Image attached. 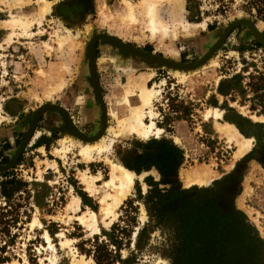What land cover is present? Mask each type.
<instances>
[{"label": "rangeland", "instance_id": "obj_1", "mask_svg": "<svg viewBox=\"0 0 264 264\" xmlns=\"http://www.w3.org/2000/svg\"><path fill=\"white\" fill-rule=\"evenodd\" d=\"M67 1L77 0H0V165H8L0 172L12 170L25 182L12 198V209L7 207L10 212L3 225L8 233H0V264H74L77 260L94 264L85 252L93 238L102 239L103 230L114 222L126 223V218L131 219L132 232L113 264H170V258L161 255L167 246L165 230L151 232L150 246L134 247L136 230L148 219L142 199L148 189L144 178L159 181V171L155 167L138 174L132 170L133 183L117 203L113 201L116 187L104 183L112 162L123 165L121 158L133 143L150 138L170 140L182 151L181 162L176 165L172 159L160 187L167 186L175 168L183 188L207 186L237 171L241 190L235 206L264 241L260 163L264 155L258 152L264 148L256 147L254 136L243 135L225 119L221 105L226 101L235 112L263 127L264 114L249 109V91L245 96L234 91L226 97L217 92L221 80L240 74L244 83L249 72L262 69L264 45L255 33L264 39V16L247 6V0H224L222 7L216 0H198L197 18L189 16L186 0L179 6L175 0H147L153 2L156 29L152 31L143 0H78V10L63 6ZM129 49L184 65L178 67L184 73L175 75L171 67L141 60L111 58L116 53L134 54ZM199 60L202 64L195 66ZM140 74L149 75L145 85L156 90L142 120H153L160 130L153 128L145 137L114 135L117 118L126 112L125 103L139 101L138 87L132 85ZM224 122L251 138L249 149L241 155H234L236 142L221 130ZM101 137L106 148L89 155L79 152V142L94 143ZM194 169L207 171L209 180L186 185L185 174ZM128 199L133 208L126 212ZM4 205L0 195V208ZM88 211L95 213L92 228L79 218ZM129 258L133 261H126Z\"/></svg>", "mask_w": 264, "mask_h": 264}, {"label": "trees", "instance_id": "obj_2", "mask_svg": "<svg viewBox=\"0 0 264 264\" xmlns=\"http://www.w3.org/2000/svg\"><path fill=\"white\" fill-rule=\"evenodd\" d=\"M216 1L218 7L223 6L224 0ZM246 4L254 7L261 17L264 16V0H247ZM197 5L198 0H186V8L192 18L198 17ZM255 45L258 46L257 43ZM240 79V74H234L221 80L217 92L226 97L234 91L245 96L249 91V109L264 114V64L262 69L249 72L244 83ZM211 102L215 105L216 100ZM221 108L226 110L223 115L225 119L235 124L243 135L254 136L256 147L264 148L263 123L252 122L235 112L226 101ZM229 111L233 113L232 116ZM258 152L264 155L262 150ZM173 158L178 165L182 160V151L165 138L135 141L128 154L121 158L123 165L137 174L155 167L161 175L159 181H154L151 176L144 178L148 189L142 199L148 219L136 230L134 247L141 250L150 246V234L158 228L167 234V246L161 255L169 257L170 264H264V241L234 203L235 196L241 190V175L231 171L213 180L210 185L183 188L175 168L167 186L160 187V183L165 184L161 180H164L163 175L168 172ZM260 163L264 167V160ZM0 176V195L5 202V207L0 208V233L4 236L8 229L3 223L10 212L9 208L13 207L12 198L25 182L14 176L12 170L0 172ZM84 197L81 196V199L84 200ZM126 204H129L125 209L127 212L133 206L130 199ZM125 221L124 224L114 222L108 230H103L102 239L93 238L85 252L91 256L94 264H113L114 260L120 259L119 249L123 244H128L133 225L130 224L131 219L126 218ZM2 248L0 246V250ZM126 261H133V258Z\"/></svg>", "mask_w": 264, "mask_h": 264}, {"label": "bare ground", "instance_id": "obj_3", "mask_svg": "<svg viewBox=\"0 0 264 264\" xmlns=\"http://www.w3.org/2000/svg\"><path fill=\"white\" fill-rule=\"evenodd\" d=\"M175 1H177V3L180 5L181 0H175ZM143 2H144L143 4H145L146 6L145 13H147L146 15H148V19H149L148 25L150 26V29L154 31L156 27L154 26L155 19H154L153 2L147 1V0H143ZM27 23L28 21H22L23 25H27ZM162 26L164 27V25ZM92 45H93V40L90 41V47H92ZM134 54L128 55L125 58V57L119 56L118 53H116L111 58L113 60H120L123 58V60H127V61L129 60H133V61L139 60L140 61L141 60L142 63L147 62L146 58L139 56L137 54L135 55ZM169 67L173 68L171 70L175 75H180L184 73V71L178 70V67H173V66H169ZM133 83H134V85H132L133 87H138V100L139 101L135 105L125 103L127 105V107L125 108L126 112L122 117L117 118L118 129L117 131H113L114 135L119 134V133H134L138 136L145 137L153 128L155 130H160V128L154 125L153 120H150L148 123H145L142 120L143 113H144L143 109L150 104L151 96L156 90L154 88L146 87L144 84H139L138 81L136 80H133ZM96 98L100 100V96L98 92H96ZM124 101L127 102L126 97H124ZM213 109L216 110V108H213ZM220 112L221 111H217L218 115H220ZM219 126L229 139H232L236 142L237 147L233 152L235 156L241 155L242 153H244L245 151L249 149L251 138L242 136L237 131V129L230 123L224 122ZM102 139L103 138L101 137V139H99L98 141H95L94 143L79 142V152L89 155L93 150H96V151L103 150L104 148L108 146V144L103 143ZM134 176H135V173L132 170H129L126 167H124L122 164L117 163V162L111 163L110 176L108 179L104 180V183H106L108 186L113 185L114 187H116L117 194L114 196V200H113L115 203L119 202L120 199L130 189L133 183ZM209 178L210 176L207 171H204L203 169H194L185 174V184L189 185L192 182L204 183V182H207ZM74 200L77 202L79 199H77V197H74ZM79 218H80V221L83 223V225L87 227H91V228L94 226L95 213L93 211H88V215L83 213L82 215L79 216ZM12 264H18V263L16 261H13ZM52 264H55V263L53 262ZM74 264H82V261L77 260Z\"/></svg>", "mask_w": 264, "mask_h": 264}, {"label": "water", "instance_id": "obj_4", "mask_svg": "<svg viewBox=\"0 0 264 264\" xmlns=\"http://www.w3.org/2000/svg\"><path fill=\"white\" fill-rule=\"evenodd\" d=\"M239 22L238 21H234L232 22L229 26H227L224 31H223V35H226L237 23ZM256 34V37L257 39L259 40V42L264 45V39L259 36L257 33ZM222 37L219 38V40L217 41V43H219V41H221ZM93 40V39H92ZM129 51L139 55V56H142L144 58H146L147 62H152L154 63L155 65H164L166 67H169V66H175V67H179L181 64L177 63V62H173V61H170L168 59H165L163 57H160L158 55H153V54H150L149 52H146V51H143V50H138V49H129ZM203 60H199L198 63L195 65V66H198L200 64H202ZM181 67H185L184 65H181ZM58 109H60L59 107H57ZM62 110V109H60ZM38 113V111L36 112ZM8 165H0V169H5L7 168Z\"/></svg>", "mask_w": 264, "mask_h": 264}, {"label": "crops", "instance_id": "obj_5", "mask_svg": "<svg viewBox=\"0 0 264 264\" xmlns=\"http://www.w3.org/2000/svg\"><path fill=\"white\" fill-rule=\"evenodd\" d=\"M175 3L179 6V4L177 3V1H175ZM63 6H67V7H70V6H74L77 10L81 7V5H80V2L77 0V1H67V2H64L63 3ZM43 8H45L46 9V7H42V9ZM79 11H77L76 12V15L78 16L79 15ZM111 41H105V43L108 45H112L111 43H110ZM113 46V45H112ZM126 58V57H125ZM145 63H147L148 65H155V64H152V63H150V62H145ZM149 77V75L148 76H146V75H139L138 76V78L137 79H135L136 81H138V83L139 84H144L145 85V79H147ZM146 86V85H145ZM147 87V86H146Z\"/></svg>", "mask_w": 264, "mask_h": 264}]
</instances>
